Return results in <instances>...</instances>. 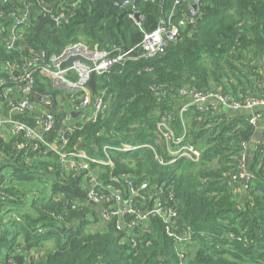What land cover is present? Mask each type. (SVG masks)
<instances>
[{"label":"trees","instance_id":"1","mask_svg":"<svg viewBox=\"0 0 264 264\" xmlns=\"http://www.w3.org/2000/svg\"><path fill=\"white\" fill-rule=\"evenodd\" d=\"M12 1L17 7L21 4ZM116 1L34 0L31 27L20 42L22 47L11 52L3 39L11 21L0 17V76L6 75L4 60L20 64V56H28L30 49L59 54L75 42L112 54L134 48L143 32L167 19L174 3L140 2L139 28ZM61 12V21L44 24L34 36L32 24L47 13ZM180 17L177 11L172 20ZM134 50L135 55L95 76V91L103 92L108 107L95 121L86 120L68 133L63 150L83 147L90 157L105 160L106 147L111 163L90 164L104 184L122 189L123 178L129 177L136 185L146 181L152 189L162 188V202L172 203L177 211L171 230L192 231L182 247L184 258L179 259L174 238L155 215H149L146 230L134 228L135 247L118 244L115 218L103 220L87 201L86 178L75 170L66 172L55 153L43 152L45 146L25 143L12 164L4 166L12 140L0 141V153H5L0 169L6 168L1 176L8 181L0 186V264H264V128L248 157L252 179L239 199L229 180L237 171L240 144L249 142L254 131L247 115L219 109L202 112L194 106L180 114L185 100L177 94L187 85L219 89L236 98L246 97V89L250 96L258 95L257 85L264 81V0H200L198 15L186 21L163 53L145 56ZM48 79L36 71L27 97L48 106L42 95L50 94L49 108L61 116L67 94L51 88ZM155 86L166 90V98L156 99ZM164 113L171 115L182 143L199 151L198 160L179 157L168 162L165 146L155 141L156 124ZM124 143L137 147L113 148ZM133 198L139 203V197ZM144 203L149 204L148 199ZM93 223H98L97 228H89ZM31 252L36 253L31 256Z\"/></svg>","mask_w":264,"mask_h":264},{"label":"built area","instance_id":"2","mask_svg":"<svg viewBox=\"0 0 264 264\" xmlns=\"http://www.w3.org/2000/svg\"><path fill=\"white\" fill-rule=\"evenodd\" d=\"M156 0H118L115 5L126 9L128 16L134 24L141 28L142 15L139 12L140 2H155ZM200 0H174L173 8L170 10L167 19L160 20L159 25L149 32H143L142 39L138 45L137 52L145 56H153L164 52L166 46L177 39L181 28L186 21L192 22L198 15V4ZM20 6L13 4L12 0H0L1 4L13 6L12 9H4L0 6V17H8L11 21L7 33L3 36L4 47L7 52L20 49V42L31 27L30 8L34 6V0H20ZM185 5V9L182 8ZM48 12L49 10L46 9ZM181 11V17L173 21L172 17ZM135 13H138L135 18ZM57 22L61 21L63 14H50ZM33 26V24H32ZM134 48L126 50L111 51L101 50L82 43L67 44L59 54H48L41 49H30L28 56H20V64H14L4 60L2 65L5 76H0V141L10 142L13 140L10 150L6 155L8 163L12 164L16 151L20 150L25 143L41 144L44 153L52 151L64 170L82 173L86 178L87 201L97 207L99 216L103 220L115 218V228L120 232L118 244L135 247L137 245L138 231L136 226L146 230L145 226L149 215L158 216L165 223V230L168 236L174 238L176 254L180 260L184 258L182 247L190 240L191 230L186 228L182 233H175L171 230L170 221L177 216L176 209L172 203L165 205L160 194L162 188L152 189L146 181L139 185L134 184L129 177L122 180V189L119 186L104 184L91 169L90 164L108 165L111 163L104 147L106 159H95L90 157L83 147L65 151L63 147L67 144V134L75 128L81 127L86 120L95 121L99 112L107 109L108 102L103 98V92L97 90L92 92L88 81L90 74L101 75L107 72L114 64L121 63L135 55ZM140 50V51H139ZM70 58H74L67 66L62 64ZM18 70V73L17 71ZM38 71L41 75L47 76L51 88L67 94V104L63 107L65 113L56 116L50 107V94L42 95L45 105L31 101L27 97L34 85V73ZM258 95L236 98L229 92L219 89H196L191 86H181L177 94L184 98L179 113H183L189 106H194L202 112L212 109H219L224 112H244L248 117V123L256 127L260 113L255 108L264 106V81L258 83ZM61 92V93H62ZM157 100L166 98V90L159 86L154 87ZM59 102V96L57 95ZM216 104L213 107L212 104ZM60 110L56 107L54 110ZM35 112V113H32ZM32 114V116L29 115ZM77 118V119H76ZM156 142L165 146L172 162L179 157H186L190 160H198L199 151L190 144L183 142V135H176L171 124V115L164 113L156 124ZM246 142H242L237 153V171L232 175L229 182L233 191L243 183L252 179L248 170V157L245 155ZM152 147L151 145H148ZM137 146L122 144L120 147H113L116 150H132ZM5 153H0V161ZM161 162V160H160ZM6 168L0 169V186L8 183L5 175ZM9 172V170H8ZM62 176V174L60 175ZM116 183H121L119 177H113ZM124 189V192H123ZM0 187V195H2ZM148 192V195H147ZM127 194V195H126ZM139 197V203L133 197ZM171 198V196H169ZM148 199L149 204H145ZM90 204V203H89ZM74 207V206H73ZM131 217L130 220H125Z\"/></svg>","mask_w":264,"mask_h":264},{"label":"crops","instance_id":"3","mask_svg":"<svg viewBox=\"0 0 264 264\" xmlns=\"http://www.w3.org/2000/svg\"><path fill=\"white\" fill-rule=\"evenodd\" d=\"M261 73L262 75L264 76V71L261 70ZM246 96H250L252 95L250 90L246 89ZM256 93V91H255ZM258 93V92H257ZM213 107L217 108L216 107V104H212ZM254 110H257L259 111L260 113V118H259V121L256 125V127L254 128V131H253V134H252V137L250 139L249 142H247V145H246V149H245V155L247 157H249L250 153H251V150H252V147L254 146V144H256L257 142H259L261 140V133L263 131V128H264V106L262 107H258V108H255ZM246 194V187L244 186V184L242 183L240 185V187L238 188V192H237V195H238V198L241 199L245 196ZM91 205V204H90ZM92 206V205H91ZM95 208V206H92ZM97 208V207H96ZM36 252H31L30 255H34Z\"/></svg>","mask_w":264,"mask_h":264},{"label":"water","instance_id":"4","mask_svg":"<svg viewBox=\"0 0 264 264\" xmlns=\"http://www.w3.org/2000/svg\"><path fill=\"white\" fill-rule=\"evenodd\" d=\"M137 15L138 13H135V18H137ZM44 24H49V25H56V21L50 16L49 13L46 14V17L33 25V32H34V36H36L37 32L41 29V27L44 25ZM124 50H126V48H124ZM140 51V50H139ZM74 58H70L68 59L67 61H65L63 64H62V67L64 66H67L71 63V61L73 60ZM88 85L91 89L92 92H95V75L94 73L92 72L90 74V78H89V81H88ZM90 204H92V202H89Z\"/></svg>","mask_w":264,"mask_h":264},{"label":"rangeland","instance_id":"5","mask_svg":"<svg viewBox=\"0 0 264 264\" xmlns=\"http://www.w3.org/2000/svg\"><path fill=\"white\" fill-rule=\"evenodd\" d=\"M45 187H46V188H45V191L48 193V191H49L48 183H46V186H45ZM97 226H98V223H93V224H91V225L89 226V228L95 229V228H97Z\"/></svg>","mask_w":264,"mask_h":264}]
</instances>
